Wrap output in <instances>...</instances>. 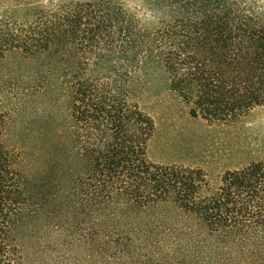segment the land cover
<instances>
[{
    "label": "trees",
    "instance_id": "16d2710c",
    "mask_svg": "<svg viewBox=\"0 0 264 264\" xmlns=\"http://www.w3.org/2000/svg\"><path fill=\"white\" fill-rule=\"evenodd\" d=\"M5 1L0 264H40L61 238L86 264H264V131L257 155L213 183L151 159L139 101L155 74L194 119L264 106L256 2ZM38 222L49 239L36 246Z\"/></svg>",
    "mask_w": 264,
    "mask_h": 264
},
{
    "label": "rangeland",
    "instance_id": "374dc122",
    "mask_svg": "<svg viewBox=\"0 0 264 264\" xmlns=\"http://www.w3.org/2000/svg\"><path fill=\"white\" fill-rule=\"evenodd\" d=\"M254 1L264 17V0ZM127 3L134 5L136 1L127 0ZM5 9L6 1L0 0V14ZM5 97L0 103V113L8 103L9 98ZM139 101L154 118L156 128L149 156L156 162L202 167L216 183L223 170L239 166L257 155V144L264 131V106L227 124L194 119L188 115L184 104L166 90L162 78L155 74L145 78ZM31 230L34 245L49 239L47 235L41 236V222L34 223ZM56 246L53 250L45 245L39 252V257L45 259L40 264H76L71 256L74 253H80V264H86L81 248L64 245L62 238Z\"/></svg>",
    "mask_w": 264,
    "mask_h": 264
}]
</instances>
